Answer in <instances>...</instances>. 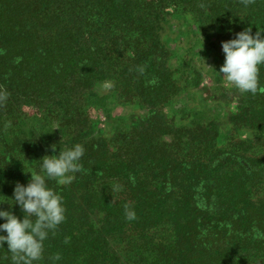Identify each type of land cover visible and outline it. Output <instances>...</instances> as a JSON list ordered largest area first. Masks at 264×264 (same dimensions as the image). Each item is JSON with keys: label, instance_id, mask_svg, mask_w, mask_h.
<instances>
[{"label": "trees", "instance_id": "16d2710c", "mask_svg": "<svg viewBox=\"0 0 264 264\" xmlns=\"http://www.w3.org/2000/svg\"><path fill=\"white\" fill-rule=\"evenodd\" d=\"M187 18L195 44L224 62L221 41L264 30V0H0V208L43 156L85 149L70 185L46 178L65 220L38 264H264V65L255 94L219 78L201 89L188 62L207 57L189 47L185 83L234 112L226 124L206 111L174 126L163 109L182 87L162 37ZM111 99L146 112L129 126L114 119L110 139L92 136L90 111ZM0 264H11L6 243Z\"/></svg>", "mask_w": 264, "mask_h": 264}, {"label": "clouds", "instance_id": "9594fccd", "mask_svg": "<svg viewBox=\"0 0 264 264\" xmlns=\"http://www.w3.org/2000/svg\"><path fill=\"white\" fill-rule=\"evenodd\" d=\"M251 2L241 0L245 6ZM262 31L253 34L249 27L235 33L233 38L221 41L224 62L219 73L242 94H255L258 89L259 66L264 65ZM208 68L203 60L200 70L206 72ZM101 87L108 91L114 87V83L107 80ZM7 95V92L0 90V102L6 100ZM51 147L53 150L56 148L55 145ZM84 152V146L76 143L58 154L45 155L38 161V173L31 174L26 184L16 182L9 198L11 203H7L8 209L0 208V220L3 221L0 223V248L4 249L6 243L11 264H38L40 261L49 233L65 220L63 198L48 186L46 178L56 180L61 185H70L75 173L84 170L79 163ZM14 204L21 209L22 218L11 211ZM129 218H133V214Z\"/></svg>", "mask_w": 264, "mask_h": 264}, {"label": "rangeland", "instance_id": "374dc122", "mask_svg": "<svg viewBox=\"0 0 264 264\" xmlns=\"http://www.w3.org/2000/svg\"><path fill=\"white\" fill-rule=\"evenodd\" d=\"M184 22L186 23V26ZM187 26H190L191 30H194L195 33L198 32L197 23L195 22L194 24V21H191L187 18L183 22L174 21L172 25H169V27H167V31H165L166 33H163L162 37V40L167 44V47L170 50L168 62L169 68L174 71L177 70V73H175L174 77L179 87H182V92L180 91V94L177 96L176 100L171 105L163 109L166 120L176 127L188 126L190 122H192V117L189 115L190 113L199 112V114L201 115L199 119L204 120L206 116L205 113L207 111L209 115H211V117H215L219 120V122L226 124V118L230 114V112H234L235 105L231 104L225 106L222 103L218 102L212 103L208 100L210 98V92L202 93L199 88L195 89L190 83H185L184 81L185 72L183 64H187V58H192L190 56H192L193 53L190 54L187 52V50L189 49V47L193 46V48L196 49L195 52L198 50L196 55L200 54V52H203L204 55L206 54L205 56L207 57V61L205 64L209 66L206 72H202L200 70V67L196 65L197 63L194 65L188 62L190 66H196L195 68L199 69L198 72L201 71L203 74L200 88H217L215 85V79L217 78L220 79L221 83H219L218 85L221 88L229 89L231 87V85H229L224 80L222 74L219 73L220 66L223 64V62L214 61V57L216 55L214 53H210L209 50L205 48V40L202 45H196L194 37L186 32ZM174 33L175 35H173ZM198 38L202 40L201 35ZM218 57H223L222 52L220 55H218ZM101 90L102 87H99L97 92L100 93L102 92ZM205 100H207L208 103L205 102ZM106 112H108L107 114L110 115L108 120H106L105 118ZM145 112L146 110L143 107L118 105L112 99L110 101H107L106 105L103 108L93 107V109L90 111V117L93 121H95V127L92 129V136L97 135V131L98 129H100L101 134L104 135V137L110 139L112 138L116 129L114 128V124L123 123L125 124V126H129L131 124V121L134 122V120L140 119L141 117H143ZM114 119H116L115 121L117 123L114 121Z\"/></svg>", "mask_w": 264, "mask_h": 264}]
</instances>
